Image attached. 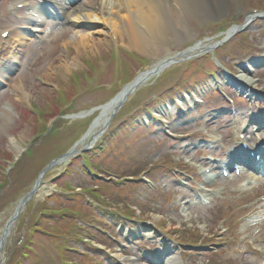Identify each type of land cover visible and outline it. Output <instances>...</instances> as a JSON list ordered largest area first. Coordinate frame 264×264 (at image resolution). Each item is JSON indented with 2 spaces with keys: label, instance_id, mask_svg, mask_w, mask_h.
I'll use <instances>...</instances> for the list:
<instances>
[{
  "label": "rangeland",
  "instance_id": "rangeland-1",
  "mask_svg": "<svg viewBox=\"0 0 264 264\" xmlns=\"http://www.w3.org/2000/svg\"><path fill=\"white\" fill-rule=\"evenodd\" d=\"M19 1L31 3L32 6L38 5L37 3H34V0H0L1 26L16 27L20 24L23 25L25 23H28L30 25L33 24L32 22H27L29 21L30 16V14L27 12V9L21 10L18 14L6 13V10L9 9L14 2ZM89 1L90 0H77L75 4H68V0H56V7L54 8H56V10L64 18H66L65 21H70V19L74 17V13H79L78 11H80V8H84V5ZM197 1H201L203 9L199 7L195 8L194 11L203 15L199 16L198 14H195L194 11L192 13L188 11L186 18L182 20L184 31L182 32L180 41L178 43H174L171 37H166L161 40V43L159 42L156 47L152 46L145 51L129 46L126 32L127 28L123 27V23L120 26L117 25V28L119 29V33L117 36L118 40L116 41V43H114V41L111 42L109 36L104 33L106 32L105 23L100 20L97 21L92 19L82 22L79 21V23L76 22V24L72 25H70L69 23L61 24L63 20H59L58 18H46L42 20L43 31L51 32L55 37L54 41L51 44L46 43L43 39H41L42 37L39 36L40 32L31 34L25 33L23 38H18V41L13 46V48L11 50H7L8 52L4 55L5 57L0 58V156H9V158H14L18 155L19 152H22V148L26 144H29V141L35 131L34 120L31 115H28L31 111V109L28 107V102L35 106L39 111L42 109V107L48 105V113L50 116H53L50 111L57 112L56 109L58 108L56 104H52V101L56 100L59 95L64 96L66 99H68L71 94L84 91L88 86H92L94 84V82H90L89 74L91 75V72L87 70L88 65L85 60L99 59L98 63L101 67V63L105 62L104 60L106 58L103 57L106 55V53H109L108 51L111 50V48L115 47L116 49V47L122 45L129 51L138 52L139 50L141 52L140 54L144 53L147 57H149L151 61V64L148 67H152L154 64H158L161 61L172 59L173 57L177 58L179 56L178 52L183 48L182 45L187 41L186 38H192V41H194L195 39L201 38V36H205L206 33L199 32L203 29L201 28V25L205 21L202 19V17L210 18V15L208 14L213 15L214 8L215 10L220 9V14L226 16L228 13H231L235 7L246 8L247 6L258 5L260 3L259 0ZM186 3L189 4L188 1H186ZM187 6V8H189V5ZM80 16H85L84 11H82V15ZM250 25V30H254V33L255 31L261 30L258 35L255 34L256 39H252L251 42L254 41V43L256 44L264 45V18L256 20L255 25ZM256 25H259L260 27ZM204 27L206 28V26ZM33 28L36 27L33 26ZM188 28L192 29L195 33L191 34V31ZM198 28L201 29H199L198 31ZM188 30L190 31V33L188 32ZM18 33L19 28L15 29L14 35L16 36V34L18 35ZM201 33L204 35H201ZM222 36L223 35H213L212 37L205 36L203 39H199V41H210L212 42V44H214L215 42L223 40L226 37ZM92 37L99 40H95L94 42H92L93 40L87 39ZM242 44H245V42L240 36H236V34L231 35L229 39L219 44L217 48H214L215 50L213 49L214 51H217L219 49L217 56L220 59H217V61L220 63V60H222L227 63V66H229V62L231 61L240 62V60L243 58L242 56L245 55L243 52ZM214 51H212V55L214 54ZM209 52L199 53L197 54V56L185 59L181 62H172L163 71L165 72L166 70H169L167 74L160 75L158 82L154 86H148L152 85L150 82H154V80L152 79H149L142 85L137 86V88L133 92H131L129 98L123 103V105L126 104L130 99H132L131 103L125 106V108L122 110L121 115H119L116 119H112L110 125H108L105 132L94 143V145L102 141V138L104 134L107 133V131L113 130L112 134L116 138L112 142L116 144L118 149L115 152H105L106 160L104 162L107 164L103 165V163L102 166H105L106 169L115 172V175H112L111 177L112 181L118 182L121 187L125 186L126 189L128 186L131 187L129 193L130 196L134 195L132 194L134 193V190L139 192L140 195H136L137 199H133V204H130V206H137L136 203L143 200V195L145 198L148 193L154 192L158 194L157 199H160V196L168 199V205H155V203H152V208H145L144 214L155 219L157 223H162L161 227L167 233H173L179 236V238H183L184 241H194V237L192 234H190V231L194 232V230L197 231L198 228H200L201 232L198 231V234L200 236L198 237L199 239L196 238V242H192L196 245L200 240L203 239L204 235H207V237H209L208 239L212 238L214 235L218 238V240L214 242H218L219 245H199L205 248V250H197L196 252L193 251V253H191L192 257L189 259V264H204V259L206 258H208L207 264H243L247 256H250L249 260L255 259L254 262L255 264H257L259 259L258 257L255 258L254 253H252L253 255L247 256H245L246 254L240 255L237 262L230 258L232 250L236 249L237 245L239 246L238 248L243 245V242L237 241V238L239 236H245V233H242L239 228H237L236 226L234 228H229L226 235L222 236V238H220L221 236L218 230L214 231L217 228V221L219 218L228 214V218H230L231 215H234L236 212L234 203L238 202L236 201L237 195L229 191L232 188L231 184L227 183V187L223 192V195L214 198L211 205L203 207L196 206L195 208L190 205L188 209V219L186 220V217H182L177 214L176 200H173L171 202L172 196L170 195V190H168V188L170 187L167 188L168 184H166L165 182H171L170 186L172 187L174 181L172 178H158L154 180L155 182H152V186L148 184L150 187H152L148 188L145 185V181L143 182L142 180H140L138 175L139 172L144 171L146 172V176L149 177L148 168H150V164L166 161V158L170 157L169 153L173 152V149H175V142L170 140L169 137L162 134L160 124L154 125L152 124L153 122H149L147 124L148 126H144L143 128L138 129V124H141L140 116L143 115L142 109H145L144 105L148 106L150 104L153 107H158L160 104H154L152 100H156L158 98L160 101H162L167 99L168 95L170 96L172 94H176V90L178 88L177 86H172L179 85V82L181 84L185 83L186 87H190L192 79L196 78L198 74V70L196 68L197 66L200 67L197 62L205 60L206 56L204 54ZM3 54L4 47L0 43V55L2 56ZM105 57L109 59V56ZM194 58L196 59V62H190ZM250 58L254 59L255 65L256 67H258L255 68V70H259L264 74V58H261L258 55H253ZM191 64H193V69L188 70L187 68ZM193 72L194 74L192 75ZM74 73L80 75L73 76ZM206 79L207 77L202 81L204 82ZM262 80L263 79H261V81ZM142 87L145 88L142 90ZM258 97L264 103V94L259 95ZM214 98L218 100L212 101ZM77 99L78 101L76 109L82 107L84 104H90L91 101L95 100L96 98L90 97L88 95L86 96L85 94L84 96H80ZM212 102H216L217 104L213 105ZM238 105L242 110H245L247 106L246 101L238 102ZM220 106H223L225 109L223 111H219L218 108H220ZM88 111H90V109L79 112H75L74 110L68 112L64 116L62 115L64 117L62 120L66 122L67 129H71L72 124L74 125V121L72 119L75 118L73 117L75 114L78 113V115L83 118L87 116ZM186 111V114H180L178 109L177 114L179 115H176L174 118V125H172L173 129L182 126L186 129L194 130L197 129V127L200 128L202 126L203 121L197 124L193 119L195 116H197V114H195L194 112H190L188 114V109ZM198 112V115H201L200 119H203L204 117L209 119L211 123L210 125H217V123H220V125H222L224 124V122H228L226 120L230 118L226 105H224L220 97L215 94L209 96L208 93V96L205 97L204 104L198 109ZM179 120L183 121V124H178ZM154 138H156L157 140L162 138V140L158 141L156 145H150L156 140ZM148 139L153 142L148 144ZM182 139L183 141H181L182 143L178 144L179 146L184 145V147H186L187 149H193L194 146L198 145L203 147L202 143L199 144L198 142L197 144H195V141L192 138L186 137L185 135ZM224 142H226L225 137ZM11 144H14V146H12ZM106 144L109 145V141H104V145ZM210 145H212V147H219L221 150H223L222 144L218 142H212ZM101 162L102 160L99 161V163ZM14 165L15 163L10 166L12 167ZM67 169L69 170V174H65V179L70 181L71 185H74L77 190L81 187H88L94 184L93 181H90L87 178L85 174L86 171H84L82 167H79L78 165L74 164V162H71L67 166L65 164L61 167H57L55 171L57 175L46 176L45 174L42 179L43 187H46L44 189L46 190L48 188H52L53 190L56 189V192L62 191L60 190V187L58 188L56 186V181L61 180L60 176ZM39 170L40 166L38 168L35 167L32 170V174L33 172H37ZM16 172L18 175L20 173H23L21 172V167H18L16 169ZM135 175L137 176V179L132 180V176ZM152 175H154V172ZM24 178H26V174L22 177V179ZM36 178L34 177L32 181H29V185L31 183L33 185ZM124 178H127V180H125ZM133 181L138 182L135 185L131 183ZM60 184L61 183H58V186ZM140 187H144V192ZM4 193L5 192H2L1 194L5 196ZM47 193L50 192L48 191ZM129 195L125 196V198L128 199ZM251 196L252 195L245 196V200L249 199ZM40 198L42 197H39L38 199ZM35 199L37 198L35 197ZM66 199L68 200L66 201ZM58 200L60 201L49 202L50 206H74L73 203L69 202L70 198L66 195L58 196ZM62 200H64V202H62ZM109 202L113 203V206L109 208V210L111 211H114V209H116V205L124 207V202H121V198L117 194L115 196H109ZM85 203L90 204L92 207H94V211L98 215H102L103 213L107 218L110 216L109 214H107V211H105L106 213L104 212V208L99 206L96 207L88 198H86ZM146 203H151V200L147 199ZM137 211L140 212L142 216H144L140 209L137 208ZM7 212L8 210L0 213V232L2 231L5 221L9 216ZM20 217L21 215L19 216V218ZM230 223H232V219H230L225 226H228ZM234 229L236 230L235 235L233 233ZM24 234L25 230L22 229L21 231H18V229H16L15 223V227L13 228L11 236L6 242L7 247H11V249L15 252L17 246H12L14 245L13 242L21 240ZM107 235L102 234V242L100 241L101 244L97 243V245H106L108 247L113 246V248L115 249L116 243H114V241ZM223 240L227 242L221 243ZM244 241L247 242L248 239H245ZM79 243L80 242L77 243L78 246ZM50 247H52V245L46 238L45 240H42V245L39 243L36 245V249L39 252L38 256L36 257V259L29 261L27 264H57L56 255L54 252H52ZM81 248H83L84 250L88 249V247L83 244L81 245ZM240 249L243 250L242 248ZM89 250L91 251V256L96 257V259L101 264H114L112 260H109L105 256L103 251L95 252V249ZM134 250L137 249L132 247L129 251H127V253H125V256H127V254L133 255ZM215 250L219 252L214 253ZM189 251L191 252V250ZM2 258L3 260L6 259L5 253L2 254ZM240 258H244V260H242L241 262ZM246 264H249V262H247Z\"/></svg>",
  "mask_w": 264,
  "mask_h": 264
},
{
  "label": "bare ground",
  "instance_id": "bare-ground-1",
  "mask_svg": "<svg viewBox=\"0 0 264 264\" xmlns=\"http://www.w3.org/2000/svg\"><path fill=\"white\" fill-rule=\"evenodd\" d=\"M185 1H188L189 4L185 3ZM197 2V0H92V2H88L87 6L80 8L79 13H74V19L85 17L84 19L104 21L111 27L112 33L116 36L119 33L117 25L120 26L123 23V27L127 28L129 46L144 51L159 43V39H163L168 34L178 36L182 20L186 18L188 11L192 13L194 8L201 6ZM185 5H189V8ZM37 8V6H29L27 8V12L30 14L28 22H32L39 27L38 24L42 22L44 12ZM82 11H84L85 16H80ZM33 31H38V29L34 28ZM104 33L108 35L107 31ZM87 39L93 40L92 42L99 40L93 37ZM159 64L155 67L156 69L151 68L141 74L137 82H143L159 72L163 65ZM244 77L246 78V76ZM238 79L241 83H250L249 78L247 80ZM120 97L121 95H118L102 109L100 116L95 120L86 138H90L91 134L105 120L107 114L120 101ZM11 145L14 146V144ZM262 214L264 215V212ZM11 230L12 227L8 228L5 236H9Z\"/></svg>",
  "mask_w": 264,
  "mask_h": 264
},
{
  "label": "trees",
  "instance_id": "trees-1",
  "mask_svg": "<svg viewBox=\"0 0 264 264\" xmlns=\"http://www.w3.org/2000/svg\"><path fill=\"white\" fill-rule=\"evenodd\" d=\"M50 138V136H49ZM25 249V248H24ZM25 254L26 252H24L23 248L19 251V253L17 254V260L13 259L11 264H17L18 262L20 263V261H22L25 258Z\"/></svg>",
  "mask_w": 264,
  "mask_h": 264
}]
</instances>
